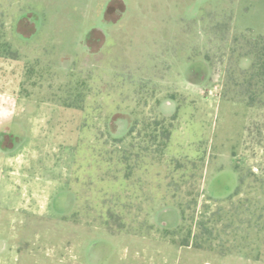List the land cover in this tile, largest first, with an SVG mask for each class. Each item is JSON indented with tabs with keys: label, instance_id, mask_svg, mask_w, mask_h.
<instances>
[{
	"label": "rangeland",
	"instance_id": "rangeland-1",
	"mask_svg": "<svg viewBox=\"0 0 264 264\" xmlns=\"http://www.w3.org/2000/svg\"><path fill=\"white\" fill-rule=\"evenodd\" d=\"M255 36L264 0H0V264H264Z\"/></svg>",
	"mask_w": 264,
	"mask_h": 264
},
{
	"label": "flooded vegetation",
	"instance_id": "flooded-vegetation-1",
	"mask_svg": "<svg viewBox=\"0 0 264 264\" xmlns=\"http://www.w3.org/2000/svg\"><path fill=\"white\" fill-rule=\"evenodd\" d=\"M111 10V9H110ZM108 14H110V11H108ZM28 24V21H27V23H25L24 25H27ZM34 31V30H33ZM32 31V32H33ZM32 32H30L28 35H24L25 37H27V36H29ZM237 34V33H236ZM90 40L88 41V43H87V46H88V50H89V52L90 51H92V52H95V51H97L98 49H99V47L102 45V43H103V41H104V36H103V34H102V32L101 31H98V30H95V31H93L92 32V34L90 35ZM257 38H264V37H262V36H255V37H251V39H249V41L247 42V44H246V46H249V44H250V42H253L255 39H257ZM92 42H94V44H93V46L91 45V43ZM247 48V47H246ZM247 52V51H246ZM240 57H242V58H247V59H249L250 60V64H249V66H248V68H247V70L244 72L243 71V74L242 75H244V76H246V78L245 79H243V81L240 83V85L239 86H237V87H239V92H238V96H242V98H243V94H244V92H245V86H246V80H247V74H246V72L248 73V71H250L251 69V67H252V64H253V60H252V57L251 56H244V54H242ZM196 71L198 72V70L196 69ZM196 71H193L191 74L192 75H196V74H194V73H196ZM87 75V74H86ZM194 77V79H189L188 78V80H189V82L191 83V85H193V83L195 84V83H200V82H202V80L203 81H205V79L206 78H200V79H198L199 77H197V76H193ZM88 78V86H87V89H89V88H91V87H95V84L97 83V82H99V83H101L100 81H95L94 80V77L92 76V75H87V77H86V79ZM82 77H79V78H76L75 80H74V83H80L79 85H81L82 86V84H87V82L86 81H82ZM86 82V83H85ZM201 92V91H200ZM79 93H81V92H79ZM201 94L203 95V96H205L206 95V91L205 90H202V92H201ZM167 97H170V95H168ZM247 105V104H246ZM248 106V105H247ZM248 107H250V106H248ZM250 108H253V107H250ZM30 109V108H29ZM28 109V111H27V114L29 113V110ZM109 126H107L108 127V129H109V131H111L110 129H112V126L114 127V133H113V135L114 136H119L120 138H123V137H125L126 136V134H127V132L129 131H125L126 133L123 135V136H120V134L123 132L122 130H120V128H119V125L117 124V120H115L113 123H109L108 124ZM13 126H14V123L13 124H11L10 125V129L9 130H6V129H2L1 131H0V150L2 151V152H4V153H6V154H10V153H12V152H15L16 150L15 149H17V143L19 142V140H20V138H21V135L19 134V135H17L16 134V132H13L12 131V128H13ZM120 133V134H119ZM111 133H109V135H110ZM17 146V147H16ZM30 163V162H29ZM33 163V162H32ZM31 163V164H32ZM40 165V164H39Z\"/></svg>",
	"mask_w": 264,
	"mask_h": 264
},
{
	"label": "trees",
	"instance_id": "trees-1",
	"mask_svg": "<svg viewBox=\"0 0 264 264\" xmlns=\"http://www.w3.org/2000/svg\"><path fill=\"white\" fill-rule=\"evenodd\" d=\"M244 56H251L253 60L251 70L248 71L243 98L250 107H264V38H257L250 42ZM256 88H260L256 90Z\"/></svg>",
	"mask_w": 264,
	"mask_h": 264
}]
</instances>
